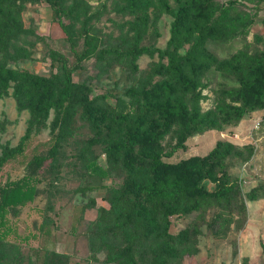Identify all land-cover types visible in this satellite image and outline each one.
I'll list each match as a JSON object with an SVG mask.
<instances>
[{
    "label": "rangeland",
    "instance_id": "1",
    "mask_svg": "<svg viewBox=\"0 0 264 264\" xmlns=\"http://www.w3.org/2000/svg\"><path fill=\"white\" fill-rule=\"evenodd\" d=\"M56 1L61 18L47 2L0 9V156L5 146L19 144L47 103L59 102L65 79L57 54L70 68L79 66L68 127L57 126L60 114L51 105L25 152L0 174V186L29 177L38 189L33 202L7 214L10 233L0 241V264H264V106L246 109L231 124L223 112L226 105H242L225 93L240 88L243 78L264 94V0H215L212 10L195 0ZM177 15L186 20L183 35H191L180 51L190 91L161 99L175 115L179 109L186 115L172 121L145 104L137 112L127 96L131 88L148 94L166 86L167 59L99 56L111 49L125 53L136 41L166 49ZM25 74L44 88L27 83ZM187 121L192 128L218 127L192 133ZM132 128L142 142L134 155L116 149L109 158L111 142L126 139ZM217 148L221 156L213 159ZM156 155L169 164L222 163L227 179L206 164L188 166L186 173L191 170L208 194L232 190L227 200L197 199L176 209L169 231L176 239L167 241L158 238L160 215L147 211L132 191L143 160ZM93 161L107 176L91 172Z\"/></svg>",
    "mask_w": 264,
    "mask_h": 264
},
{
    "label": "trees",
    "instance_id": "2",
    "mask_svg": "<svg viewBox=\"0 0 264 264\" xmlns=\"http://www.w3.org/2000/svg\"><path fill=\"white\" fill-rule=\"evenodd\" d=\"M30 2V3H40L47 2L51 4L54 8L56 15L62 17V8L59 2L56 0H0V9L8 8L13 10L18 2ZM196 3L200 5H207V9H215L217 2L215 0H195ZM136 8V6H135ZM5 17V15L3 16ZM213 19L216 23L221 21L222 18H216L215 14H212ZM9 18V17H7ZM186 20L184 16H175V22L172 28V37L168 43L166 49H156L151 47H142L139 42L136 41L134 45L125 53H121L116 49L104 50L100 53L99 58L104 60L106 56H117V57H129L132 61L144 56H156L158 55L162 59L168 60V68L166 72L168 73L170 80L166 86L157 87L150 93L140 90L139 88H131L127 92V96L133 105L137 106V112L142 113L143 104L146 105L147 109L154 111L155 113H164V115L172 121L178 118V113L185 116L182 110H177L173 106L165 107L162 102L163 99H171L177 97L180 94L187 93L190 91V82L188 81L186 71L188 69L186 65V57L180 54L181 49L191 38L190 34L183 35V28L186 25ZM3 32H6L2 28ZM67 30V29H66ZM143 32L138 33V37L141 38ZM69 42L71 44V49L76 51V44L72 37H69ZM59 61L61 64V70L65 79V87L62 90L60 100L56 104L47 103L42 114L39 117L33 118L29 123V127L26 131L25 136L21 139L16 147H11L9 145L5 146L0 156V174L4 166L14 157L21 155L25 152V148L28 142L31 140L34 125L37 121H40L47 113V110L51 105H54L60 114V118L57 119V126L68 127L72 118V107L75 104L74 88L75 84L73 82V71L78 69L79 66L75 68H70L68 62L63 55H59ZM84 58L81 57L80 61ZM25 79L27 83L34 85L38 88L43 89L44 85L36 77L25 74ZM185 95V94H184ZM225 96L233 103H241L242 105L237 107L233 105H226L223 112L230 114V118L226 120V124L237 123L245 115L246 109H258L264 106V94H260L256 91L255 86L247 78H243L241 82V87L238 89H229L225 93ZM162 99V100H161ZM165 111V112H164ZM41 117V118H40ZM192 121L186 122V129L188 132H203L211 127H218L217 124H198L193 126ZM137 132L132 128L129 136L126 139H118L111 142L112 147L107 148V153L109 158L114 155V151L117 149L126 150L130 155H134V148L140 145L142 142L137 139ZM56 149V147H55ZM213 159L221 156L220 150L217 148L213 150ZM161 155H156L151 160H143L142 162V174L138 176V182L133 187L134 192L138 193L139 196L144 200V207L146 210L160 215V225L161 231L158 234V238L162 240L176 239L175 236L170 234V215L176 213V209L179 207L187 206L190 201L197 203V199L206 200L207 198H223L227 200L228 196L231 195L232 191L228 186L223 188L220 192L212 195L205 192L202 187H200L195 180L190 175V171L187 172V167H194L196 164H206L210 173L215 175L217 170L224 171V165L222 163L218 164L215 161L193 159L189 162L180 164H169L161 160ZM43 161V159H39ZM92 173L99 174L101 176H107V172L93 161L89 164ZM183 174L184 179L182 181L177 180V176ZM174 177V178H172ZM224 178V177H223ZM92 191V188L79 189L83 193L87 191ZM264 194V190H261ZM38 194L37 186L32 183L31 178H23L14 181H8L4 186H0V241L6 240L10 230L7 224V214L16 208L26 206L27 204L33 202ZM239 193L236 194V196ZM242 202V205L238 207V211L241 215H244L246 208L243 205L244 201L238 199V203ZM237 203V204H238ZM240 204V203H239Z\"/></svg>",
    "mask_w": 264,
    "mask_h": 264
}]
</instances>
